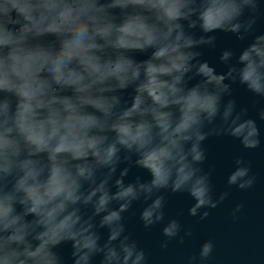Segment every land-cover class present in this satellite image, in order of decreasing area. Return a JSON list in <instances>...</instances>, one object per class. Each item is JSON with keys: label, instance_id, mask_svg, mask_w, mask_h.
Returning <instances> with one entry per match:
<instances>
[{"label": "clouds", "instance_id": "1", "mask_svg": "<svg viewBox=\"0 0 264 264\" xmlns=\"http://www.w3.org/2000/svg\"><path fill=\"white\" fill-rule=\"evenodd\" d=\"M261 16L259 0H0V264H64L56 249L65 242L73 264L97 256L100 264H148L126 234L133 202L146 203L140 219L150 228L165 218L161 190L187 192L189 215L200 220L226 200L228 191L214 199L212 171L200 167L202 142L229 135L260 147L247 110L222 97L230 80L264 98V34L226 74L197 61L195 49L214 46L206 34L217 30L243 41ZM150 49L143 61L130 55ZM194 76L200 82L188 87ZM129 88L130 104L120 95ZM122 162L151 179L126 184L125 167L113 182ZM234 164L228 187L252 188L250 162L237 156ZM243 208L236 204L233 220ZM192 235L171 219L160 248ZM214 247L203 242L184 264H208Z\"/></svg>", "mask_w": 264, "mask_h": 264}, {"label": "water", "instance_id": "2", "mask_svg": "<svg viewBox=\"0 0 264 264\" xmlns=\"http://www.w3.org/2000/svg\"><path fill=\"white\" fill-rule=\"evenodd\" d=\"M259 3L264 9V0H259ZM190 31L194 32L197 38L205 35L199 28ZM262 34H264V16L257 20L254 31L243 41L229 32L217 30L208 33L206 35L215 37V44L196 48L195 51L200 52L196 59L201 63L206 62L216 74H226L230 66H239L237 64L239 54L253 42L256 36ZM225 50L234 53L227 63L220 59ZM151 51L150 49L144 53L133 52L130 55L136 61H143L150 57ZM200 79L199 76H194L188 81V87L199 83ZM225 83L230 84L231 94L224 95L222 103L226 104L229 100H234L237 112L241 109L247 110L244 119H252L256 122L260 132V147L245 149L239 139L229 135L209 136L202 142V147L206 150V160L200 167L204 171H212L214 199L224 191L230 193L217 208L208 209L210 215L204 220L189 215L188 210L195 201L187 192L173 193L170 190H161V194L165 196L163 209L165 218L161 223L150 228H145L140 219V213L146 207V203L142 200L133 202L131 208L123 214L126 234H130L138 247L145 250L148 264H184L187 256L197 252L199 246L207 240H212L215 245L212 259L208 264H264V120L259 117L260 110L264 109V98L255 96L239 82L232 83L226 80ZM120 95L130 104L134 92L129 88ZM237 156L250 162L251 174L256 177L255 184L250 189L239 190L235 186L229 188L227 185V177L235 168L234 159ZM125 167L129 169L128 174L123 177L126 184L134 183L137 178L142 182L151 179L147 170L122 162L113 177V182L120 178V171ZM112 191H115L114 187ZM236 204H243L244 208L238 214V219L233 220L231 213ZM171 219L179 220L183 228L191 230L193 235L185 238L183 244H180L177 238L169 242L167 249H161V241L167 239L163 236V228ZM100 234L102 241L107 239V229H100ZM180 235H183V231ZM56 251L63 258L64 264H73L71 242L62 243ZM101 259L102 256L94 257L93 264H100Z\"/></svg>", "mask_w": 264, "mask_h": 264}]
</instances>
